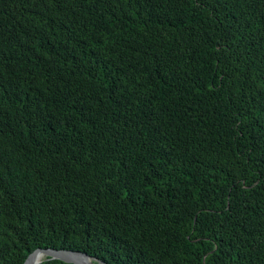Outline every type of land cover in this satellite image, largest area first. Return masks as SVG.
<instances>
[{
    "label": "trees",
    "instance_id": "trees-1",
    "mask_svg": "<svg viewBox=\"0 0 264 264\" xmlns=\"http://www.w3.org/2000/svg\"><path fill=\"white\" fill-rule=\"evenodd\" d=\"M47 248L264 264V0H0V264Z\"/></svg>",
    "mask_w": 264,
    "mask_h": 264
},
{
    "label": "water",
    "instance_id": "water-1",
    "mask_svg": "<svg viewBox=\"0 0 264 264\" xmlns=\"http://www.w3.org/2000/svg\"><path fill=\"white\" fill-rule=\"evenodd\" d=\"M45 260H59L67 264H94L93 259L86 254L54 248L34 250L24 264H41Z\"/></svg>",
    "mask_w": 264,
    "mask_h": 264
},
{
    "label": "bare ground",
    "instance_id": "bare-ground-1",
    "mask_svg": "<svg viewBox=\"0 0 264 264\" xmlns=\"http://www.w3.org/2000/svg\"><path fill=\"white\" fill-rule=\"evenodd\" d=\"M86 262H88V260L84 259Z\"/></svg>",
    "mask_w": 264,
    "mask_h": 264
}]
</instances>
